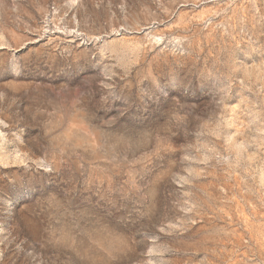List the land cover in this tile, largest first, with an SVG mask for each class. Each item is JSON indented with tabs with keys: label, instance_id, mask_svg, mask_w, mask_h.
<instances>
[{
	"label": "rangeland",
	"instance_id": "rangeland-1",
	"mask_svg": "<svg viewBox=\"0 0 264 264\" xmlns=\"http://www.w3.org/2000/svg\"><path fill=\"white\" fill-rule=\"evenodd\" d=\"M0 264H264V0H0Z\"/></svg>",
	"mask_w": 264,
	"mask_h": 264
}]
</instances>
